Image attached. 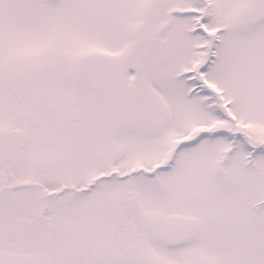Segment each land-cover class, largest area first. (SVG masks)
<instances>
[{"label": "snow or ice", "instance_id": "snow-or-ice-1", "mask_svg": "<svg viewBox=\"0 0 264 264\" xmlns=\"http://www.w3.org/2000/svg\"><path fill=\"white\" fill-rule=\"evenodd\" d=\"M0 264H264V0H0Z\"/></svg>", "mask_w": 264, "mask_h": 264}]
</instances>
